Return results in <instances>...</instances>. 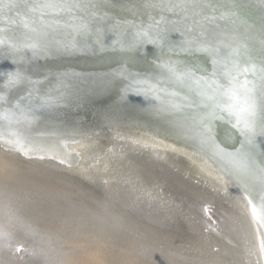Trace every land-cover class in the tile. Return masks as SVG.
I'll return each mask as SVG.
<instances>
[{
    "label": "bare ground",
    "instance_id": "obj_1",
    "mask_svg": "<svg viewBox=\"0 0 264 264\" xmlns=\"http://www.w3.org/2000/svg\"><path fill=\"white\" fill-rule=\"evenodd\" d=\"M93 2L102 5V10L106 9L110 17L119 19L121 26L114 28L113 19L101 23L93 21L89 35L76 36L82 45L88 46L86 50L72 54L53 52L37 57H33L30 50H24L15 57V65L11 59L0 57V74L17 68L28 77L24 84L8 88L0 75V92L13 103L21 100L22 106L32 107L39 116L27 129V135L36 144L54 149L50 153L57 157L56 153L63 154L62 149L71 154L63 164L51 158L50 163L53 161L51 164L57 165L59 173H63L69 182L87 189L88 195L104 203L105 212H101L102 215L110 217L125 236L136 233L149 248L185 261L189 260L188 255L199 257L201 254L198 251L208 254L207 245L214 243L217 246L215 242H218L229 261L227 264H245L241 254L243 219L247 221L249 232H252L251 237H255L259 258L264 264V251L260 247L264 240V220L257 221L248 204V200L255 197L253 202L260 212L259 197L255 195L258 179L251 181L247 185L248 192H245L241 183L230 174L233 162L217 154L211 141H202L195 130L188 136L177 135V124L185 120L191 123L198 110L186 108L176 113L168 109L172 102L170 93L180 91L183 96L189 95V90H181L160 65L169 60L178 62L196 70L198 76L204 70L211 71V59L207 54L189 56L180 50L182 41L193 40L200 35V29L194 28L191 14L186 17L179 9L169 12L158 6H146L170 0ZM198 2L231 5L232 0ZM227 11L226 7L220 9L221 13ZM207 14L213 15L211 12ZM10 15L14 17L15 12ZM215 15L219 16V13ZM249 17L247 27L239 20L226 16L217 19L210 29L213 36L222 42L221 47L227 42V37L243 33L248 38L245 43L258 64L261 50L260 12L250 9ZM141 25L143 30L151 29L157 43L138 45L137 32L141 30ZM97 28L101 30L99 39L102 45L96 44ZM70 31H58L54 34L55 40L70 41L75 35H69ZM25 32L23 28L15 30L14 38L25 40ZM224 51L227 52V49ZM192 87L195 88V85ZM45 100L51 103L44 104ZM59 123L63 127L52 128ZM4 127L6 125L0 121V128ZM11 130H18V126H13ZM91 133L95 134V141L89 140L91 143L74 137L91 139ZM212 136L216 144L228 152L241 148L243 138L227 120L213 122ZM104 140L113 142H102ZM98 142H102L101 145L94 144ZM262 144L264 137L257 138V162L264 159L259 154L264 151L259 147ZM7 152L15 158L36 157L34 154L24 156L1 144L0 180L9 179L12 175V159ZM148 155L153 159L147 158ZM60 158L65 157L60 155ZM167 164H172L176 172ZM67 173L73 177L69 179ZM188 180L212 185L232 204L235 203L238 210L233 205L234 209L227 206L228 211L218 209L226 222L215 230L211 228L210 233L202 234L208 221L193 202V219H199L197 227L202 232L196 237L185 233V240H182L171 235L170 229L181 227L179 217L185 214L186 219V211L190 210L184 193ZM197 192L200 196L207 194L204 190ZM210 197H203V203ZM214 202L218 203L217 199L214 198ZM6 216L2 215L0 220H5ZM46 225V222L40 223L39 231H42H38L37 239L22 238L29 248L23 264H175L122 241L118 238L119 232L109 224L104 225L106 230L98 226L94 231L76 229L69 231L67 236H44ZM17 242L13 244L18 247ZM179 245L185 248L184 253L179 251ZM191 249L198 251L194 253ZM15 257L16 252L10 250L3 263L15 264Z\"/></svg>",
    "mask_w": 264,
    "mask_h": 264
},
{
    "label": "snow or ice",
    "instance_id": "obj_2",
    "mask_svg": "<svg viewBox=\"0 0 264 264\" xmlns=\"http://www.w3.org/2000/svg\"><path fill=\"white\" fill-rule=\"evenodd\" d=\"M146 6H158L169 12L179 9L186 17L190 13L194 28L200 29V35L196 39L182 41L179 47L189 56L207 54L211 59L210 72L204 70L203 74L198 76L193 68L171 60L160 65L181 90H189V95L183 96L180 91L170 93L172 102L169 103L168 109L176 113L183 112L186 108L198 110L191 123L185 120L177 124L176 133L188 136L195 130L202 141H211L217 154L233 162L230 174L241 183L245 192H248L247 185L258 179L259 185L255 195L259 197L260 212L258 213L257 204L253 202L255 197L249 199L248 204L251 206L252 216L257 221L264 220V159L259 162L256 160L257 138L264 137V0H232L231 5L205 4L198 0H170L168 3H149ZM225 7L228 11L221 13L220 9ZM254 8L260 12L261 50L258 64L245 43L248 38L243 33L227 37V42L221 47L222 42L213 36L210 29V25L217 19H224L226 16L239 20L247 27L249 10ZM102 9L103 6L93 0H0V57L11 59L15 65V57L24 50H30L33 57L53 52L72 54L84 51L88 46L82 45L76 36L89 35L93 21L101 23L113 19L114 28L121 26L119 19L110 17L109 12ZM13 12L14 17L10 15ZM208 12L213 15H208ZM215 13H219V16ZM197 17L202 19L198 20ZM19 28L26 30L23 41L14 38V32ZM62 29H70L69 35L75 33L70 41L55 40L54 34ZM140 29L137 32L138 45L157 43L151 29L143 30V25ZM100 31L98 28L95 30L96 44L102 45L99 39ZM180 34L184 35L183 32ZM224 49H227V52ZM0 75L4 77L8 88H15L28 81V77L17 68ZM192 85H195V88ZM50 103V100L44 101V104ZM38 119L39 116L32 107L22 106L21 100L13 103L0 92V121L6 125L0 128V142L6 144L9 150L24 156L54 151L52 148L36 144L27 135V129ZM217 120H227L243 138L240 149L228 152L216 144L212 136V124ZM13 126H18V130L12 131ZM259 147L264 149V144ZM61 151L65 157L60 160L63 164L71 154L63 149ZM259 154L264 156V151ZM39 158L42 160L44 156ZM203 210L205 213L210 211L207 206ZM20 228L25 235H35L30 225L21 223ZM11 246L18 252L27 251L16 244ZM260 247L264 251V240L261 241Z\"/></svg>",
    "mask_w": 264,
    "mask_h": 264
},
{
    "label": "rangeland",
    "instance_id": "obj_3",
    "mask_svg": "<svg viewBox=\"0 0 264 264\" xmlns=\"http://www.w3.org/2000/svg\"><path fill=\"white\" fill-rule=\"evenodd\" d=\"M72 123L74 122H71L70 124ZM95 125L98 126V124ZM60 127H63V124L60 125L59 123L57 126H53L52 128L54 129ZM75 128L77 129V126ZM108 135L111 136V133ZM89 136L92 138L88 139L82 136L74 135L75 138L83 139L88 143H91L89 140L95 141V134L93 135V133H91ZM114 137L116 138V136ZM102 142L110 143L113 142V140H104ZM102 142L94 144L101 145ZM1 144L5 145L4 143L0 142V146ZM56 154L58 157L49 152L47 154H34L36 156L35 158H15L10 152H7L9 158L12 159V162H10L12 167V175L9 179L0 180V217L2 215L6 216L9 214L6 216L7 218L5 220H0V264H4L3 260L10 250L16 252L15 264H23L28 257L29 248L24 245L22 238L25 237L32 240L37 239L39 225L42 222L47 223L45 229H43L44 236H67L69 235V231H74L76 229L84 230L86 228L94 231L96 230L97 226L103 228L104 225L109 224L111 228L119 232L120 237L118 238L122 239V241L125 240L136 249H140L149 255L163 260H170L175 264H227V262H229L227 261L218 242H215L217 246H215L214 243L207 245V247H209L208 249L210 250L208 254H203L202 251L199 252L198 249H191L194 253L198 251V254L201 255L199 257L188 255L189 260L185 261L184 259L170 257L160 253L159 250L149 248L145 243H142L136 233L130 234V236H125L121 229L111 222L110 217L105 218L102 215L103 211L105 212L104 203L95 200L92 198V196L88 195L89 192H87V189L84 190L80 186H76L72 181L69 182L67 177H63V173H59L57 165L54 163L51 164L53 161L50 163V158L60 161V155L62 156L63 154ZM41 155L44 156V159L42 160L39 158ZM147 158L153 159V156L148 155ZM167 165L169 167H173L172 164ZM173 171L176 172V169L174 168ZM67 176L69 179L73 177L70 174ZM197 181L188 180L186 182L188 184H186L184 191L188 199V207H190V210L186 211L187 220L185 219V233L188 235L191 234L194 237H196L197 234L202 231H204L202 234L210 233L212 229L215 230L218 226L226 222L224 217L217 212L218 209L228 211L227 208H233L232 205L235 208L237 207L235 203H231L226 195L222 193L220 194L215 188H213L212 185L210 186L205 182ZM66 186L68 188H66ZM197 190H204L207 194H205V196H200ZM206 196H211L210 200H212L211 198H215L218 202L210 206L213 210L209 208L210 211L208 213H205L203 210L207 205L206 202H209V200H207L203 203V200ZM198 201H200V203L197 205L196 203ZM193 202L197 210L203 211L204 219H207L208 221L207 226L204 227V230L197 227L200 223L198 222L199 219H193V212L191 209ZM33 212H35V214H33ZM207 216L210 217V220ZM245 222L247 224L246 220ZM21 223L30 225L35 232V235L33 236L31 234H23L20 228ZM41 231H39V233ZM5 234H7V238H5ZM15 241L20 242L18 243V247H23L27 249V251H16L15 248L11 246ZM241 243V254L244 257L245 264H259V256L257 255L256 251L255 237H250L248 230L247 235H242ZM31 246H33L32 243ZM178 249L183 253L185 252V248H182L180 245Z\"/></svg>",
    "mask_w": 264,
    "mask_h": 264
},
{
    "label": "flooded vegetation",
    "instance_id": "obj_4",
    "mask_svg": "<svg viewBox=\"0 0 264 264\" xmlns=\"http://www.w3.org/2000/svg\"><path fill=\"white\" fill-rule=\"evenodd\" d=\"M211 199L212 200L209 199V202H206L208 206H212L213 204H216L214 202V199L213 198H211ZM179 218H180V220L179 219L178 220H179V224L181 225V227H177L176 229H172L171 228L170 229L171 230V233H172L171 235H173L175 237H178V239L185 240V214H184V216H181ZM242 221H243V219H242ZM245 225H246V223H244V221H243L242 232L244 231L245 233L243 232V234L244 235H247L248 228H247V225L246 226ZM155 228L157 229L158 227H155ZM103 229L106 230V228H104V227H103ZM159 229H161V228H159ZM248 233H249V236L251 237L252 232H249V230H248ZM250 239H252V238H250ZM256 251H257V255L259 256L258 249L257 248H256ZM258 259H259V264H262L261 259L260 258H258Z\"/></svg>",
    "mask_w": 264,
    "mask_h": 264
}]
</instances>
